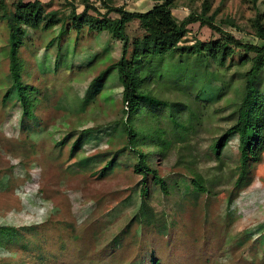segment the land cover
Returning a JSON list of instances; mask_svg holds the SVG:
<instances>
[{
	"label": "rangeland",
	"instance_id": "374dc122",
	"mask_svg": "<svg viewBox=\"0 0 264 264\" xmlns=\"http://www.w3.org/2000/svg\"><path fill=\"white\" fill-rule=\"evenodd\" d=\"M0 1L10 7L13 0ZM40 1L61 17L71 9L66 0ZM91 1L97 12L88 14L106 13L100 0ZM152 5L112 0L111 7L145 12ZM206 7L222 34L189 24L185 44L229 34L264 46L253 27L256 13L264 27V0H177L171 13L179 23ZM2 14L0 7V264H151V257L160 264H264V150L235 186L237 135L220 160L211 148L237 119L253 53L234 49L222 68L173 53L135 61L144 102L126 124L113 67L123 40L108 31H76L68 20L30 29L20 48L29 119L10 80ZM125 35L130 60L132 41L143 35L137 20ZM256 86L264 95V69ZM79 136L82 144L71 151ZM138 154L163 178L167 193L151 176L141 182ZM110 160L111 169L100 173ZM196 177L206 192L194 190ZM144 184L146 203L139 194Z\"/></svg>",
	"mask_w": 264,
	"mask_h": 264
},
{
	"label": "trees",
	"instance_id": "16d2710c",
	"mask_svg": "<svg viewBox=\"0 0 264 264\" xmlns=\"http://www.w3.org/2000/svg\"><path fill=\"white\" fill-rule=\"evenodd\" d=\"M66 1L71 9L69 14L63 17L56 11L48 12L40 0H13L10 7L0 1V7L3 10L1 20L5 22L8 31L9 76L17 90V99L22 108V117L29 119L33 117L32 107L24 91L25 86H23L21 81L22 59L20 56V48L25 42V33L30 29L48 30L68 20L76 31H80L83 28H88L96 33L108 31L115 39L123 40L121 58L113 67L118 70V77L122 87V103L126 105L125 111H127L126 124L130 120L131 112L138 109L144 102L141 81L133 65L135 61L173 53L200 56L207 63L215 64L222 68L226 60L233 55L234 49L253 53L254 57L250 60L251 67L245 74L244 95L237 110V119L211 145L213 154L217 160H220L221 152L227 145L229 137L237 135L239 152L237 173L239 178L234 185L238 186L241 179L249 173L251 166L259 162L264 150V95L259 92L256 86L259 75L264 69V46L243 43L229 34H223L224 38L222 40L205 42L196 39L190 44H185L183 41L188 33L187 26L189 24L199 23L200 26H206L210 30L221 34L222 31L213 23V15L206 16L207 7L203 8L200 14L192 13L178 23L171 13L177 0H149L153 5L151 9L145 12H129L123 6L111 7L112 0H100L106 9V13L103 15L97 14V16L88 14L89 11L97 12V8L93 6L91 0H72L83 6V11L79 14L75 12L74 3L69 2L70 0ZM257 2L258 0H252L253 5H256ZM110 13H114L118 18H109L108 15ZM261 17L260 13H256L253 27L255 36L259 40H264V27L261 24ZM134 20L139 22L143 35L132 41L131 58L127 60L125 56L128 39L125 35V29ZM105 72H102L98 78L102 77ZM9 93L10 89L6 91L4 99L9 96ZM153 119H156V117H153ZM20 124L21 126L24 125L23 118ZM124 132L127 133L129 142H132V131L125 126ZM84 137H78V140L73 143L71 151L80 147ZM86 162V160H83L79 165L82 166ZM113 163L114 161L110 160L100 173L110 170ZM134 170L141 175L142 183L145 182L148 176H151L153 184L163 194L167 193L163 178L145 164L142 154H138V161ZM191 184L195 191L206 192L199 177L194 178ZM147 191L148 189L144 184L139 192L140 201H144V203L147 201ZM151 264L160 263L157 259L151 257Z\"/></svg>",
	"mask_w": 264,
	"mask_h": 264
}]
</instances>
